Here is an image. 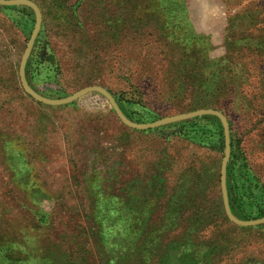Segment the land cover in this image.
<instances>
[{
    "label": "rangeland",
    "instance_id": "374dc122",
    "mask_svg": "<svg viewBox=\"0 0 264 264\" xmlns=\"http://www.w3.org/2000/svg\"><path fill=\"white\" fill-rule=\"evenodd\" d=\"M29 1L42 15L30 55L36 92L60 99L100 86L143 124L221 112L235 213L264 216V0ZM33 25L28 9L0 7V232L21 251L10 256L20 264H264V225L239 228L223 212L220 122L133 131L98 94L61 107L33 101L18 78ZM190 39L194 47L180 43ZM195 47V58H210L211 89L192 96L163 79L179 77L180 53ZM0 264L8 263L0 256Z\"/></svg>",
    "mask_w": 264,
    "mask_h": 264
},
{
    "label": "water",
    "instance_id": "95a60500",
    "mask_svg": "<svg viewBox=\"0 0 264 264\" xmlns=\"http://www.w3.org/2000/svg\"><path fill=\"white\" fill-rule=\"evenodd\" d=\"M0 7L7 8V7H24L31 10L34 14V25L31 31V34L28 38V41L25 45L23 50L19 67H18V78L21 89L33 101L49 106V107H61L65 105H69L76 101H79L83 97L89 94H98L102 96L114 112L115 116L119 120V122L133 131H152L170 124L179 123L189 121L195 118H201L205 116H211L219 120L222 132H223V143H224V151L223 157L220 164V171H219V187H220V195L222 200L223 212L227 218V220L239 228H252L264 225V217L256 220H249L244 221L238 219L231 211L228 191H227V180H226V172H227V165L229 163L230 154H231V143H230V131H229V124L226 117L219 111L213 109H200L188 113L178 114L171 117H166L151 123H136L129 120L120 109L119 105L112 97V95L103 87L100 86H88L83 89L76 91L75 93L60 99H50L43 97L38 92L33 90V88L29 85L28 81L26 80V64L30 58L32 49L34 47L35 41L38 37L41 28L42 22V15L39 7L32 1L29 0H0Z\"/></svg>",
    "mask_w": 264,
    "mask_h": 264
},
{
    "label": "trees",
    "instance_id": "16d2710c",
    "mask_svg": "<svg viewBox=\"0 0 264 264\" xmlns=\"http://www.w3.org/2000/svg\"><path fill=\"white\" fill-rule=\"evenodd\" d=\"M7 9L25 10L27 8H24V7H7ZM29 11H31V10H29ZM31 13H32V11H31ZM183 40H185V39L183 38ZM36 43H37V40H36V42L34 44V47H35ZM173 43L175 45L178 42L176 40V42L174 41ZM180 43H182L183 45H185L187 47H192V46L194 47L195 44L197 43V40H195V39L191 40L190 39L186 43L184 41H181ZM195 51H196V47H195V49H193V52L191 54H186L185 52L180 53L181 56L179 55L180 59L178 60V63H182L183 64L182 65L183 68H182V70L180 72V75L181 74L183 75L182 77H180V75H179V77L175 75V76H172V78H169V80L163 79L164 81H168L169 82V86L171 88L175 87L174 89H176L177 91L180 89V87H181V89H183L181 84H183V86L185 85L187 88L185 90H181L180 92L183 91V92H186V94L187 93L191 94L192 96H195L202 89H205L207 91H210L209 89H211L210 86L208 87V86L205 85L206 81L208 82V79H206L204 77V72L206 71V68H207V63L206 62L210 58L209 59H205V58L201 59L199 55L195 58V55H196ZM32 53H33V49H32L31 54ZM169 62H170L171 66L174 65L172 60L171 61L169 60ZM30 66H31V61H30V58H29V60H28V62L26 64L25 74H26V80L28 81L29 85L31 86V83H30L31 73L29 72L30 71ZM212 66H215L214 62H212ZM215 75L217 76L218 74L215 73ZM210 82H211V80H210ZM33 90H35V89L33 88ZM197 105H199V104L197 102H194V107H191L189 109H192V110L196 109ZM120 109H121V107H120ZM121 110H122L123 114L129 120L133 121L132 118L129 115H127V113L123 109H121ZM196 110H200V109H196ZM196 110H194V111H196ZM201 119H216V118L211 117V116H205V117H201ZM217 121H219V120H217ZM229 167H230V164L227 165L226 180H227V191H228L230 208H231V211L234 214V216H236L240 220H243L242 217H239L235 213V203H237L238 197L236 196L237 194H235L234 191H235L237 186H236V183L234 182V180L232 179ZM196 223H198V222H196ZM1 234L2 233L0 232V256L3 257V260H5L8 264H16V263L20 264L21 262H24L21 259H18V258L14 259L16 257L12 258L13 256H10L11 255L10 252L13 253V254L16 253V252L20 253L21 252L20 248H16L15 249V248L10 247V245H12L10 240H5L6 238L3 237L4 235H1ZM15 246H17V245H15Z\"/></svg>",
    "mask_w": 264,
    "mask_h": 264
}]
</instances>
